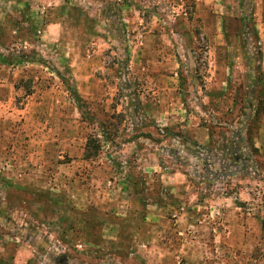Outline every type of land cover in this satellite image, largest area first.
Returning a JSON list of instances; mask_svg holds the SVG:
<instances>
[{"label":"rangeland","instance_id":"1","mask_svg":"<svg viewBox=\"0 0 264 264\" xmlns=\"http://www.w3.org/2000/svg\"><path fill=\"white\" fill-rule=\"evenodd\" d=\"M234 1L208 54L193 0H0V264H264V26ZM237 64L239 104L200 102Z\"/></svg>","mask_w":264,"mask_h":264},{"label":"crops","instance_id":"2","mask_svg":"<svg viewBox=\"0 0 264 264\" xmlns=\"http://www.w3.org/2000/svg\"><path fill=\"white\" fill-rule=\"evenodd\" d=\"M182 1V0H181ZM239 1V0H238ZM264 0H256L257 3V9H256V13L255 16H259L261 15V18L258 20L259 24L261 25V27L264 26V19L262 14H264ZM230 4H233V7H230ZM235 1L234 0H193V6H194V17L196 18V20H198L199 23V28L202 29L204 35L202 37V39L207 42V45H210L209 48L207 46V49L209 50L208 54H210L213 50V44H217V43H224L226 40V28H225V24L226 21H228L230 18H232V14L235 12V10H237V8H235ZM190 21V20H189ZM195 21L191 22V25L193 26ZM260 27V28H261ZM205 36V37H204ZM206 39V40H205ZM230 66H227L225 71L228 72V74L230 75L229 79H231V81L228 79L226 81V83H222L217 84L215 83V75L212 73L213 70L210 69L207 73L206 71L204 72L207 83L205 85V87L202 89L201 91V97L199 98L200 102H204V104L209 105L211 108L215 107V106H222V107H232L235 105H238V103H236L235 101L236 98H234L235 96H237V94L239 93V91L241 90V86H239L237 84L238 82V78H237V74L240 71H236L237 69H241V71H243V67H241V64H237L234 65L231 70H233V72L230 70ZM230 71L232 72V74H230ZM173 73V72H172ZM175 76H178V74H175ZM164 77V76H162ZM231 82V83H230ZM175 90V92H177L178 89H173ZM220 90L223 93L222 98H214V93H217V91ZM198 101V98L196 97V99ZM170 100L165 99V96H162V99H159L157 101L158 106L161 108H166L168 106H170L171 104H168L167 102H169ZM179 100L178 98H174L172 100V106L175 107H179ZM157 106V104H156ZM161 116L164 117V121L166 122V125H170L174 122V117L171 119L170 117H166L167 115L165 113H162ZM194 126V123L191 122L190 123V127L188 128H192ZM185 129V131H188V128L183 127ZM194 128V127H193ZM197 129V130H195ZM192 130V129H191ZM205 130L203 127H195L193 129V131L195 132L196 135H198V137L196 139H199V137H204V139H206L207 141L209 140V136L208 139L205 135ZM202 143H204V141H201ZM105 221H107V223L111 222H115L116 219L115 217H112L110 215H106L104 214L103 216L98 213L95 214L93 216V218L91 219V224L89 226V228H84L83 231L81 232L80 237L83 234L82 237H85L87 240L92 241L91 244L93 246H96L98 248H101V234H102V230H103V224L105 223ZM127 228H124V231ZM127 231V230H126ZM121 233V232H120ZM118 234L117 236L121 238V236H123L122 234ZM93 234V235H91ZM90 236H92L90 238ZM94 239V240H92ZM96 239V240H95ZM123 246L124 249H127V246L125 245H121V247Z\"/></svg>","mask_w":264,"mask_h":264},{"label":"trees","instance_id":"3","mask_svg":"<svg viewBox=\"0 0 264 264\" xmlns=\"http://www.w3.org/2000/svg\"><path fill=\"white\" fill-rule=\"evenodd\" d=\"M73 94H74V96H75L76 101L79 102V100H80L79 95H78L77 93H73ZM89 152H90V149H89V146H88V148H87V150H86V154H87L86 157H87V158L90 157ZM85 218H86V220H84V224L86 225L87 228H89V226H90V224H91V219L93 218V216H92V214H85ZM82 222H83V221H82ZM90 238H91V236H90ZM92 240H94V239H92Z\"/></svg>","mask_w":264,"mask_h":264}]
</instances>
